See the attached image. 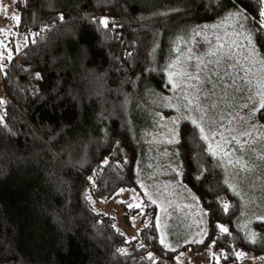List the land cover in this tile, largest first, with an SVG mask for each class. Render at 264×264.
<instances>
[{"label":"trees","instance_id":"trees-1","mask_svg":"<svg viewBox=\"0 0 264 264\" xmlns=\"http://www.w3.org/2000/svg\"><path fill=\"white\" fill-rule=\"evenodd\" d=\"M12 2L19 23L9 49L0 45L5 96L0 106V264H184L180 252L161 243L155 221L130 238L115 226L114 216L96 208V200L140 188L139 165L147 143L138 111L144 93L165 88L164 67L175 30L210 25L240 10L264 55L259 25L264 4ZM103 18L110 21L107 28L99 23ZM257 118L264 125V108ZM200 137L191 122L181 124V180L208 212L206 240L184 249L213 251L208 264H243L248 254L260 255L264 248L251 245L237 226L239 197ZM149 209L155 215L156 207ZM253 226L264 233V222ZM237 251L244 258L237 259Z\"/></svg>","mask_w":264,"mask_h":264},{"label":"rangeland","instance_id":"rangeland-1","mask_svg":"<svg viewBox=\"0 0 264 264\" xmlns=\"http://www.w3.org/2000/svg\"><path fill=\"white\" fill-rule=\"evenodd\" d=\"M12 3V0H0V45L5 50L9 49L8 43L17 23L13 19L18 15ZM232 12L236 11H229L218 21L204 25L209 26L207 28L201 24H187L175 30L170 56L164 67L165 88L160 91L150 89L144 93L138 111L142 120V135L147 143L139 165L140 188L121 189L109 201L96 200V208L114 216L115 226L130 238L138 237L145 226L155 221L160 240L164 239L169 245L167 249L180 252V261L184 264H208L214 253L199 254L192 249H184L187 245L200 244L190 241L206 240L208 212L181 180L179 143L168 142L173 129L178 128L180 139L181 124L185 121L192 123V119L201 115L187 107L186 97L190 99L197 91L201 107L206 109L202 124L206 129L205 135L210 127L214 137L205 140L208 150L211 144L226 179L229 177L228 186L241 202L242 211L237 226L245 232L248 242L251 234L255 233L256 242L249 243L264 248V233L253 226L255 221L264 222V159H261L264 157V125L257 118L258 111H252L260 109L264 103V55L247 18L243 21V30L235 21L225 19ZM248 30L252 31L256 55L245 59L244 54L251 53V47H246L241 33ZM233 41L239 44V48L233 49L235 59H221L217 64L218 56L209 53L216 51L220 44H224L222 51H227ZM235 60H239L240 64L233 67ZM185 72L193 76L199 73V80L190 79L184 75ZM242 78L251 83H243ZM232 81H235L234 85ZM174 84L179 87H174ZM234 87L239 90L233 91ZM0 100L5 102L1 85ZM165 111H170V114ZM174 120L175 125L172 123ZM233 137L240 143L237 144ZM241 146L242 151L239 150ZM225 152L229 155L224 156ZM238 158H243L252 170L236 175V166L228 161L235 162ZM129 200L132 201L130 211L125 205ZM137 204L139 207L135 206ZM153 207H156L155 215L154 209H149ZM263 262L264 252L257 256L248 254L243 260V264Z\"/></svg>","mask_w":264,"mask_h":264},{"label":"snow or ice","instance_id":"snow-or-ice-1","mask_svg":"<svg viewBox=\"0 0 264 264\" xmlns=\"http://www.w3.org/2000/svg\"><path fill=\"white\" fill-rule=\"evenodd\" d=\"M261 3L264 4V0H261ZM259 17H260V20H259L260 29H264V8H261V10L259 11ZM13 19H15L17 21V24L19 23V17L18 16H13ZM61 19H63V17H61ZM225 19L226 20L235 21V23L240 26V29L243 30V28H244L243 21L246 19V16H245V14L243 12H241L240 10H237L236 12L229 13L228 17H226ZM99 23L101 25H103L105 28H107L109 23H110V21L107 18H103V19L99 20ZM112 23H114V21ZM230 26H233V25H230ZM204 27L207 28L209 26H204ZM241 34L244 35V40L246 41V47L247 46L251 47V53H245L244 54L245 55V59H248L249 55H253V56L256 55V46L253 43L252 31L248 30L246 33L242 32ZM234 48H239V44L234 42V41L231 42V46L227 49V51H222L224 49V44H220V45L217 46V50L214 51V52H210L209 55H217L218 59H217L216 63L219 64L221 59H223L225 61H227L229 59H235L234 58V53H233V49ZM0 55H2V54H0ZM9 58H10V55H9ZM262 62H264V61H262ZM237 64H240L239 60H235V63L233 65V67H235ZM0 71H4L3 64H0ZM5 75H6V73H5ZM184 75H186L190 79L199 80V73H197L195 76H193L191 73L185 72ZM36 78L37 79L41 78L39 73L36 74ZM218 78H220V77L218 76ZM170 82H171V80H170ZM242 82L245 83V84L251 83V81L245 80L244 78H242ZM234 83H235V81H232L233 85H234ZM173 86L174 87H179V85H176V84H174ZM237 90H239V89L235 88V87L233 88V91H237ZM206 98L207 97H205V99ZM186 99H187V107H189L192 111L201 113V115L198 117L200 123H198V119H192V124L195 127L199 128V131L201 133V137L200 138L203 139V140H206V141H209L210 139H213L214 137L212 136L211 128L209 127V129L207 131V135H205L206 129H205V127L202 126V124L204 122V114L206 113V109L201 107L199 91H197L190 99H188L187 97H186ZM249 99H251V95L249 96ZM2 103H5V102L3 100H0V104H2ZM245 106H247V105H245ZM260 108H264V103H262L260 105ZM258 110L259 109L256 108V109H253L252 111L254 113V112L258 111ZM172 123L175 125L176 121L174 120V121H172ZM172 132H173L172 138L168 142L169 143H180L178 128L177 129H173ZM244 135L250 136L251 133H244ZM232 139L235 140V142L237 144L240 143V141L236 140L235 137H233ZM242 149H243V146H241V149H239V150L242 151ZM209 151H210V153L213 156L217 155V153L212 150L211 144H209ZM228 155L229 154L227 152L224 153V156H228ZM261 159H264V157H261ZM105 163H107V161H105ZM228 163L230 165L234 164V166H236V168H237L236 173H235L236 175H240L241 173H248V172H250L252 170L250 168L249 164L247 162L243 161V158H238L235 162H233L232 160H229ZM135 206L139 207V204H137ZM129 207H132V205H129ZM228 207L229 206L227 204L223 205V208H224L225 212L228 211ZM262 219H264V218H262ZM218 227H219V230H220L221 233L229 234V229L227 227H225L223 225H218ZM191 242L202 243L203 241L202 240H200V241H190V243ZM249 242H251V243H255L256 242L255 233L251 234V238H250ZM161 243L164 244L166 248L169 247V245H167L165 243L164 239H161ZM121 252L123 253L124 250H121ZM235 255H236L237 259H242V258H244L245 253L237 251L235 253ZM148 259L154 260V257L151 254H149Z\"/></svg>","mask_w":264,"mask_h":264},{"label":"crops","instance_id":"crops-1","mask_svg":"<svg viewBox=\"0 0 264 264\" xmlns=\"http://www.w3.org/2000/svg\"><path fill=\"white\" fill-rule=\"evenodd\" d=\"M198 264V263H197Z\"/></svg>","mask_w":264,"mask_h":264}]
</instances>
